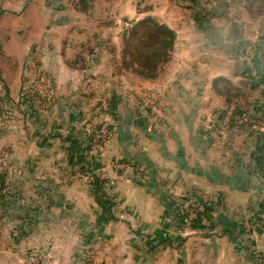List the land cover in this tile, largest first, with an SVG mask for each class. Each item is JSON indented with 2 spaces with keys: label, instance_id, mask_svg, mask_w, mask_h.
<instances>
[{
  "label": "crops",
  "instance_id": "crops-1",
  "mask_svg": "<svg viewBox=\"0 0 264 264\" xmlns=\"http://www.w3.org/2000/svg\"><path fill=\"white\" fill-rule=\"evenodd\" d=\"M235 1L244 6L238 16L230 19L229 12L215 10L216 19L203 30L194 21H167L177 40L172 64L165 71L168 83L162 88L139 78H129L123 85L127 117L115 110L108 118L112 135L94 162L110 184L108 195L118 203L113 221H104L94 199L90 175L98 169L89 173L86 165L87 170H81L83 164L76 162L70 147L81 146L85 139L79 127L80 110L89 103L85 92L108 81L100 77L99 84L91 82L97 75V70L91 74L97 58L80 71L74 61L66 62L72 55L61 48L66 36L74 34L69 27L74 10L68 11L56 0L45 5L31 0L21 14L16 9L0 12V27L9 23L0 30V58L12 60L10 65L2 64V79L19 74L8 81L18 91L24 76L26 82L34 77L57 99L56 111L50 110L53 116L45 118L42 131L34 134V141L42 138L39 142L45 152L38 157L43 156V161L33 162L27 152L25 161L11 168L14 178L7 189L15 195L4 204L10 208L13 204L17 212L6 216L11 234L16 229L21 234H12L13 240L5 246L10 252L0 264H27L28 255L37 250L52 251L50 264H82L80 249L90 264H255L253 257L264 259V211L260 216L251 209L264 201V173L256 163L258 156L264 157V129L231 128L226 133L211 129L220 122L221 113L225 122L237 123L236 119L247 115L264 123V0ZM46 6L64 18L57 22ZM77 21L76 16L72 18L74 26L85 23ZM20 23L27 35L18 40L13 30ZM57 28L67 32L62 36ZM113 81L108 83L112 87L116 86ZM225 84L240 93L226 97ZM152 89L161 94L166 89L167 98L164 108L157 106L162 98L155 100L154 106L165 118L149 131L140 124L146 117L136 121L135 113L142 107L139 94ZM237 95L242 99L237 100ZM113 101L116 106L120 96ZM206 124L211 128L202 130ZM115 161L122 166L115 167ZM33 169L38 171L34 177ZM183 198L211 201V224L200 229L168 214L171 200L180 201L183 208L189 205ZM260 208L264 210V203ZM168 241L171 245L164 244Z\"/></svg>",
  "mask_w": 264,
  "mask_h": 264
},
{
  "label": "rangeland",
  "instance_id": "rangeland-1",
  "mask_svg": "<svg viewBox=\"0 0 264 264\" xmlns=\"http://www.w3.org/2000/svg\"><path fill=\"white\" fill-rule=\"evenodd\" d=\"M1 1L2 0H0V3ZM30 1L31 0H4L5 9L3 6L0 7V12H4V10L8 9H16L17 12L21 14V10L23 11L25 6ZM53 1L55 0H41L44 5ZM58 1H60L65 7H67L68 11L69 9L74 10V12L69 17V27L70 29H72V31H74V34H72L71 36H75L76 33L80 34L79 37L66 36L67 43H63V47L61 49L64 52L68 50L67 52H70L72 58L74 56V59H67L66 62L72 63L74 61V66L78 67V71H80V69L86 66L88 61H92V59L97 58L98 62H96L95 67L91 73L95 74L97 70V75L94 76L93 79L92 77L90 78L91 74L89 73L87 77L91 79V82H93V84H99L100 81L97 82V80H100V77L108 79L104 86L98 87L97 85H95V89H90L85 92L84 96L86 97L84 99H87L89 103L87 105L84 104V108L82 109V111L80 110L82 121L79 124V127H82L84 130L85 139L81 141V146L77 145L74 147L75 149H73L74 152H76V162L83 164L80 168L81 170H87L85 166V163H87L88 168L92 170L98 169L95 170V173L91 175H95L98 178L105 180L106 177H104V175L101 173L103 172V170L101 171L102 168H97V166H94V162L95 160L100 159V156L104 151V145L106 144V142H108L112 135L113 129H111L112 126L110 127V124L112 123L108 118L115 115V110L122 118L127 117V113L124 110L125 108L122 102L126 95V91L124 90L125 87L123 88V85L126 86L129 83V78H139L141 80H145L139 77L133 70H136V67H138L136 63L137 58L133 59L132 57H130L131 55L129 56L125 54V51H128L129 49L134 47V45L141 37L142 33L146 31L145 34L148 35V31H150L149 29L155 28L156 25H163L170 29V25L169 23H167V21L172 22L173 20H175L177 24H186L192 21L195 22L194 16H197V14H200L201 18H204V20H207L208 22L213 21L216 19L215 10H217L218 13L229 12L227 13V15L231 19L238 16L240 9H243L244 7L241 1H239L238 3L242 4V6H240L238 3H235V0H196L195 3L192 2L193 0H81V2L83 3H80V0H56V2ZM53 6H57V3H54ZM258 7L262 8V5H259ZM259 8H256V11H258ZM165 9H167V11ZM49 10L52 17L55 18L57 22L61 21L62 18H64L62 13L58 12L53 7H49ZM36 13L40 15V12L36 11ZM75 16L78 20L77 22L81 21L82 23H85L82 26H74L72 18ZM148 19L154 23L152 24L151 22H147ZM141 24H145L144 27H141ZM8 25L9 23L7 21L3 22L0 30L2 31V27H7ZM19 26L20 27L16 31V27L14 26L13 30V33L18 40L27 35L26 30L21 28L24 25L20 23ZM135 26L137 29L135 28ZM134 29H136V33L132 35ZM56 31L62 36H64L63 34L67 32L62 28H57ZM174 34L177 38V34L175 32ZM176 38L174 47L177 40ZM146 39L148 40L150 38ZM21 43L22 42H20V44ZM173 50L170 53V58L167 63H162L159 67H157V70L154 74L155 78L146 80L148 81V83L153 84L156 82V84L159 85L158 87L154 88H162L163 85L168 83L166 81L167 79L165 76V71L168 70V68L172 64V56L174 57ZM98 53H101L99 55L100 57L97 56ZM21 61L23 60L20 59V62ZM179 61L181 62L183 60ZM24 62H26V60H24ZM34 63L37 64L36 60L34 61ZM2 64L10 65L12 64V60H5L0 58V69H2ZM68 69L72 68L69 67ZM167 72L169 73V71ZM178 72H182L181 69ZM146 73L153 74L154 71H146ZM19 77V74L10 76L4 75L2 79L0 75V173H5V178L3 181L6 185L11 183L14 178V176L11 174L12 166H14V164H16L17 162L23 163L26 159V156L28 155L27 152H30L31 157H29L33 162L38 163L43 161V156L38 157V155L40 156V154L45 152L43 150L44 144L39 142L42 140V138H38V140L34 141V134L36 133L37 135L42 131L40 129L43 122L45 121V118L47 120L49 118V115L53 116L52 113L50 114V110H53L54 112L57 108L53 106V104L56 103L55 101L57 100L56 95L52 94V92L44 91L41 83L33 81L34 77H29L30 80L26 82V77L24 76L23 87H20L18 91L12 89L13 87H11L8 81L11 79L14 80L15 78L18 79ZM168 79L174 78L169 77ZM110 81H113L116 85L113 86L114 88L112 87V83L111 86L110 84H108ZM8 85L10 88L8 87ZM223 91L226 97L236 95L239 92L236 89H232V87L227 84H225V86L223 87ZM32 92L37 95L39 94L36 97V100L38 101L35 100L34 103H40L43 106L41 109H37L38 115L35 118L37 119L35 120V124L32 123L26 107L23 106L24 101L22 100V96L31 94ZM39 96H43V99L39 100ZM119 96L121 98V101L117 102L115 106L113 100L114 98H119ZM136 96H138V93H136ZM139 96V102L136 101V103L138 102V104L140 106L142 105V107L138 110L139 113L137 111L135 113L136 121L137 118L142 121V117H146L140 124L144 127L147 126L146 129L152 131L154 130V127L156 125H160L161 122H158V120L165 118L163 117V114H161L162 112L157 111V106L160 105L161 108H164L163 101L164 98H167L166 89H164V92L162 94L158 93L156 89H152L150 90V93H141L139 94ZM168 96H170V94ZM158 98L159 101H161L162 98V102H159L157 103V106H154L155 100L157 102ZM231 99L234 100L235 98ZM236 99L241 100L242 95H239ZM227 101L230 100L227 99ZM167 106H169L170 110L174 109V107H172V104H167ZM241 115L243 116V114ZM42 117L44 118L43 121L40 120ZM235 121L237 123L234 124H229L230 122L220 121L215 123L212 128L210 127L211 124H206L202 130H209L211 128L218 132L226 133L228 131H231L229 130V127H231L233 130H248L250 128L252 130L264 129V123H256L254 120L248 118L247 115H245L244 117H239ZM161 125H166V123ZM89 136L92 139L91 143L87 141V138H89ZM259 157L260 156H258L257 159H259ZM91 164L94 167H92ZM114 164L117 168L122 166L119 161H115ZM36 173H38V171L36 169H33L30 175L34 177ZM263 173L264 171L262 172V174ZM107 183L108 181L106 180V183L104 184V191L106 193L107 200H109L114 205V212V209L117 208L118 203L114 200V197H110V195H108L107 190L110 187V184L108 183L109 185H107ZM7 188L8 186L3 190V194H5L3 200L4 202L10 203L12 201V197L15 194L13 191H10ZM262 203H264V201H262L258 205L254 204L251 208L254 211L260 212V216L264 211L262 208L259 209ZM13 207V204L10 208L8 204L7 206H5L2 202H0V259L2 258V256H5L4 254L10 252L9 250L6 251L5 246L7 244L9 245V241L11 239L13 240L12 234H14V236L21 234V231L19 229L18 230L20 232L16 229V231L14 230L12 234L9 230V228L11 227V221H9L6 216L9 215L10 217L13 216V214L17 213L16 210L12 209ZM199 210L203 211L202 208H199ZM193 219H195V213L189 212L187 222H190ZM37 251H33L32 253H35ZM80 254L81 256H83L82 264H90V261H88L86 257L87 254H83V251H81V249ZM251 254L255 255L256 253L253 251L251 252ZM52 259L53 255H51L49 259L50 261L48 260L44 263L50 264Z\"/></svg>",
  "mask_w": 264,
  "mask_h": 264
},
{
  "label": "trees",
  "instance_id": "trees-1",
  "mask_svg": "<svg viewBox=\"0 0 264 264\" xmlns=\"http://www.w3.org/2000/svg\"><path fill=\"white\" fill-rule=\"evenodd\" d=\"M80 3L81 2L80 0ZM79 3V4H80ZM207 15V14H206ZM194 20L196 24L198 25V28L200 30H203L204 27H208L209 22L207 20H204V18H201L200 14H197V16H194ZM147 22H152L151 20H147ZM133 23V22H132ZM136 25V24H135ZM145 24H141V27H144ZM137 26V25H136ZM135 26V28H136ZM137 29V28H136ZM136 29L133 30L132 35L136 33ZM148 35L142 33L141 37L137 41V43L134 45L133 48L129 49L128 51H125V54L131 55L130 57L137 58L136 63L137 66L136 70L133 69L136 74L141 77L142 79H153L155 78V71L157 70V67L160 66L162 63H167V61L170 58V53L173 50L174 42H175V34L173 31L168 29L167 27L163 25H156L155 28L149 29ZM150 38V39H146ZM146 71H154L153 74H148ZM39 95V94H38ZM37 94H34L33 92L31 94H27L23 97L24 104L23 106L26 107V110L28 111L30 118H34V121L36 116L38 115L37 109H41L43 106L40 103H34L36 100ZM39 100L43 99V96H39ZM38 101V100H36ZM45 105V103H44ZM35 116V117H34ZM219 121L224 120V113H221L219 118ZM229 124H234L233 122H230ZM215 128V126H214ZM231 129V127H229ZM216 131V130H214ZM87 141L91 143L92 139L89 136L87 138ZM72 149H75L74 145L71 144L70 146ZM256 163L260 170L262 172L264 171V158H259L256 160ZM80 164V163H78ZM87 163H85V166ZM88 167V166H87ZM90 168H88V172L90 173ZM92 177V192L94 195L95 202L100 207L101 215L104 219V221H111L114 220L113 217V203H111L109 200H107L106 193L104 191V184L106 183L105 179L98 178L95 175H91ZM5 173H0V202L4 204L3 197L5 194H3V190L7 187V185L4 183ZM181 201L188 203L189 205L185 208H183L182 205H180V201L171 200L169 201L168 205L166 206V209L168 211V214H171L175 220L178 221H186L189 216V212L195 213V219L191 220L190 225L192 227H198V228H206L204 225L211 224L213 221V203L211 201L206 202H190L191 200L187 198H183ZM179 203V204H178ZM5 205V204H4ZM217 205V204H216ZM199 208H202L203 211H200ZM230 237L233 238V234L230 233ZM182 243V240H179V245ZM165 245H171V242H164ZM252 260L255 261V264H264V259L253 257Z\"/></svg>",
  "mask_w": 264,
  "mask_h": 264
},
{
  "label": "built area",
  "instance_id": "built-area-1",
  "mask_svg": "<svg viewBox=\"0 0 264 264\" xmlns=\"http://www.w3.org/2000/svg\"><path fill=\"white\" fill-rule=\"evenodd\" d=\"M51 255V250H39L35 253H31L30 255H28L29 262L27 261V264H45L44 262L48 261Z\"/></svg>",
  "mask_w": 264,
  "mask_h": 264
}]
</instances>
